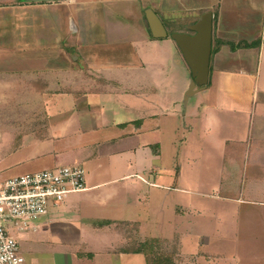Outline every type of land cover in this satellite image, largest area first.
Segmentation results:
<instances>
[{"label":"crops","instance_id":"crops-1","mask_svg":"<svg viewBox=\"0 0 264 264\" xmlns=\"http://www.w3.org/2000/svg\"><path fill=\"white\" fill-rule=\"evenodd\" d=\"M147 8L169 32H191L189 24L212 13L204 89L184 98L190 70L173 39L152 36ZM263 51L264 0H0V123L8 156L27 170L79 164L85 171L84 190L49 206L31 227L15 228L26 264H151L141 244L171 247V254L156 253L165 261L155 264H264V109L252 110L264 94ZM209 85L216 113L243 115L245 137L231 128L220 141L217 186L190 191L175 184L177 157L170 168L162 153L169 131L190 133L196 121L205 123L203 131L220 125L211 108L193 110L198 98L207 101ZM168 189L233 207L180 203L177 196L183 223L177 217L176 239L148 235L147 224L165 223ZM219 212L245 229V258L209 249L184 253L178 237L185 228H228L214 224L224 219ZM198 236L192 244L206 247L210 234ZM249 240L257 256L249 254Z\"/></svg>","mask_w":264,"mask_h":264},{"label":"rangeland","instance_id":"rangeland-1","mask_svg":"<svg viewBox=\"0 0 264 264\" xmlns=\"http://www.w3.org/2000/svg\"><path fill=\"white\" fill-rule=\"evenodd\" d=\"M169 40L172 41V39L169 37ZM159 53H157L158 55ZM264 54V51H263ZM236 59V58H235ZM235 61L234 65H238L239 67H242L245 63L244 61ZM261 64V71L260 76H263L264 72V58L262 61H260ZM170 71V70H169ZM262 77L259 78V81ZM188 85V83H187ZM211 85V84H210ZM209 85V86H210ZM170 87V86H169ZM211 87V86H210ZM183 93V92H182ZM213 95H214V88L211 87V90L208 95L207 101H203L201 98H198V101L196 103V107H194L193 110L197 112L198 114H202L203 112L208 111V108H211V112H215V109L212 107L213 105ZM182 96V95H181ZM180 96V97H181ZM264 94L260 93L258 96V99H254L252 104V110L257 112L259 109H264ZM191 102V101H190ZM70 102L62 101L58 102L59 104L67 105ZM180 104V103H179ZM178 107H180L178 105ZM3 110H1L0 113H2ZM218 121H220L217 124V126H214L212 124V128L206 129L203 131V127L205 126L203 121H196L195 122V130L188 133L187 131H183L182 129H179L177 132H168V143L163 149L162 153V159L163 161H168V167L171 168V163L173 160V157H177V169L180 168V175L178 181L175 182L177 187H184L185 189H189L190 191H202L201 189H209L211 192V189L213 185L215 184L217 186L220 177H219V169L221 167V162H223L221 157V140L228 137L231 132V128L238 126L239 129H237V134L239 137H245V120L243 115L240 117H232L229 118L226 114L222 115L221 113L214 114ZM3 116L0 115V121L3 120ZM238 121V122H237ZM216 128V129H215ZM234 130V129H233ZM216 134V138L213 140H210V137ZM250 135V133H249ZM10 144L8 143V135L4 129V125L0 123V180H4L8 177H12L14 175H20L26 172H32L37 171L35 170H27L25 169V165L22 166L20 164L14 165L13 161L16 157L9 155L8 153L10 151ZM244 147L239 146L238 148H235V152L237 154L236 162H241L243 154H244ZM104 161H106V158H104ZM102 161V162H104ZM39 170V169H38ZM94 171H92V174ZM170 174V172H169ZM168 183L169 186H172L174 184L173 176L169 175ZM168 195H167V210H166V220L165 223L162 224V228H159L157 225L156 227L153 225L147 224L146 231L149 235H154L157 233V231L162 232V236L167 239L175 240L176 236L174 235V229H176V220L177 217L179 218L178 225H182L183 222L181 221V217L175 213V207H179V201L177 200V196H182L179 200L180 203L182 201H185L186 199H189V202L192 204H195L197 206L208 204L210 206H214L215 208H222L225 206H232L231 203H226L219 200H209L207 198H202L198 194L191 193L190 195L179 193L175 190L168 189ZM206 203V201H208ZM219 215L224 216L223 220H216L214 224L216 225H227L228 228L225 229H207L205 228H192V229H186L182 238L178 237V240H182L180 246H182V251L184 253L191 252L193 249L195 251H202L204 249H209L210 251H220V252H228L233 255H237V260L241 261L240 257L243 256L245 258V229L240 225V223H235L234 225L230 224V218L227 219L228 213H222L219 212ZM188 214L184 213V217H186ZM205 225L209 224L208 222H204ZM204 223H201V226L204 225ZM144 231V230H143ZM176 231V230H175ZM179 231V230H178ZM202 231H205V233H209V242L203 246H197L193 245L192 243L194 240H197L199 237L198 234ZM7 232L9 235L13 236L15 238L14 232L15 227L13 225H9ZM253 234L257 233V230H252ZM178 236L181 235V233H177ZM146 236V235H145ZM257 239V235L255 237ZM222 242V243H220ZM254 240H249L246 243L252 244V249L249 250L252 253H249L251 255L257 256L256 246H255ZM179 246V247H180ZM158 247L154 253L150 252L149 256H159L158 253L161 251L163 254L167 252L166 255L169 253L171 254V247H168L167 245L163 244L162 246H156ZM251 247V246H250ZM146 250L149 249L147 246L145 248ZM164 258V257H162ZM242 263H245V260H242Z\"/></svg>","mask_w":264,"mask_h":264},{"label":"built area","instance_id":"built-area-1","mask_svg":"<svg viewBox=\"0 0 264 264\" xmlns=\"http://www.w3.org/2000/svg\"><path fill=\"white\" fill-rule=\"evenodd\" d=\"M85 189V171L79 164L60 165L0 180V264H26L8 226L27 229L51 205L69 193Z\"/></svg>","mask_w":264,"mask_h":264},{"label":"water","instance_id":"water-1","mask_svg":"<svg viewBox=\"0 0 264 264\" xmlns=\"http://www.w3.org/2000/svg\"><path fill=\"white\" fill-rule=\"evenodd\" d=\"M145 17L153 37L169 36L174 40L190 70V82L184 98L204 89L208 82L211 54L212 13L205 11L189 24L186 28L191 32L168 33L160 18L150 8L145 10Z\"/></svg>","mask_w":264,"mask_h":264},{"label":"trees","instance_id":"trees-1","mask_svg":"<svg viewBox=\"0 0 264 264\" xmlns=\"http://www.w3.org/2000/svg\"><path fill=\"white\" fill-rule=\"evenodd\" d=\"M170 30H167V32L168 33H170L169 32ZM249 45H259V40H257V41H255V42H251V43H245V42H242V43H238V44H236V45H234V44H230V47L232 48V49H235V48H237V47H245V46H249ZM212 52H213V50L211 51V54H212ZM149 247V249L148 250H146L145 248L146 247ZM139 249H138V251H143V252H145V253H147V257H148V259L147 260H149V261H152V263L151 264H155L156 262L158 263L159 261H161L162 262V257H160V256H154V257H151V256H149V254H150V252H152V253H154V251H156L157 250V248L158 247H155L156 248V250L154 249V244H141L140 245V247H138ZM161 254V253H160ZM159 255V254H158ZM161 259V260H160ZM163 261H165V260H163ZM162 263H164V262H162Z\"/></svg>","mask_w":264,"mask_h":264}]
</instances>
